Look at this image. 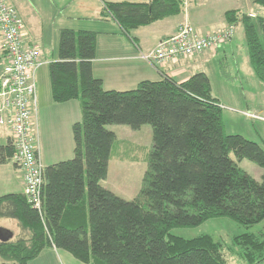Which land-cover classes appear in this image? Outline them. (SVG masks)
<instances>
[{
  "label": "trees",
  "instance_id": "obj_1",
  "mask_svg": "<svg viewBox=\"0 0 264 264\" xmlns=\"http://www.w3.org/2000/svg\"><path fill=\"white\" fill-rule=\"evenodd\" d=\"M250 1L264 7V0ZM105 9L131 34L181 14L184 6L182 0L121 1ZM224 17L230 26L243 24L250 65L264 83V16L231 9ZM97 40L96 31L60 32L59 59L48 69L53 100L81 102L82 120L73 125L74 157L45 166L42 211L25 193L0 196V219L17 220L25 235L0 241V257L28 264L54 245L89 264H228L224 244L213 236L187 239L171 231L218 217L247 228L264 224V172L257 180L231 157L264 169V147L226 131L224 108L205 72L183 82L167 76L132 90H106L93 73ZM110 124L152 127L148 168L132 200L101 184L117 139ZM15 151L10 135L0 145V164ZM231 251L246 264L264 263V226L234 236Z\"/></svg>",
  "mask_w": 264,
  "mask_h": 264
},
{
  "label": "crops",
  "instance_id": "obj_2",
  "mask_svg": "<svg viewBox=\"0 0 264 264\" xmlns=\"http://www.w3.org/2000/svg\"><path fill=\"white\" fill-rule=\"evenodd\" d=\"M9 1L17 8L20 16L24 19L27 43L40 45L43 65H48L49 62L59 59L58 49L62 29L96 31L98 40L96 57L93 60L94 76L103 80L106 90L118 91L136 89L140 82L144 80L160 81L164 78L162 73L141 55L153 50L160 40L174 35L182 23L188 21L200 34H206L230 26L224 17L225 12L228 10L238 9L249 14L259 15L253 9L256 5H253L250 0H202L200 2L195 0L196 8L191 7V1L194 2V0H182L184 9L179 15H184L181 20L175 21L170 25H157L163 24L166 20L179 15L171 16L134 29L131 34H128L116 19L111 15H106V4L108 2H147L150 0ZM238 24L233 25L235 28L233 39L219 50L213 51L220 53L234 44ZM213 51L206 50L192 58L182 57L169 61L164 67H161V70L164 75L173 78L177 82H183L197 72H205L210 77L207 63L205 64V62L207 58H212L213 54H216L215 56L218 55L213 53ZM4 57V47L0 33V70L5 61ZM41 67L37 71L38 112L35 119V130L37 151L43 164L47 167L74 157L73 125L82 120V109L79 99L63 103H57L53 100L49 69L40 71ZM214 97L220 101L224 108L225 102L223 103V98L220 96ZM242 111L249 110H241V114ZM240 121V119L231 120L235 124H239ZM224 122L227 130L228 126L225 118ZM110 129L114 131L112 128ZM10 135L11 132L8 127L0 126V145L7 144ZM111 159L112 155L109 161V168ZM106 179L101 182L103 186ZM104 187L107 188L106 186ZM107 189L116 193L113 188ZM24 190L23 171L16 163L10 160L0 164V196L9 193L23 194ZM116 194L123 197L118 193ZM13 227L19 229L21 233L23 232L17 220L12 218L0 219V229H6L13 233L14 231L11 230ZM59 252V248L54 245L48 246L33 260L51 258L53 254L59 255ZM61 256L68 260L67 255Z\"/></svg>",
  "mask_w": 264,
  "mask_h": 264
},
{
  "label": "rangeland",
  "instance_id": "obj_3",
  "mask_svg": "<svg viewBox=\"0 0 264 264\" xmlns=\"http://www.w3.org/2000/svg\"><path fill=\"white\" fill-rule=\"evenodd\" d=\"M195 5V0L194 2L191 1V7L196 8ZM253 9L260 16H264L263 6L256 5ZM183 15L172 17L163 22V24L157 25L173 24L175 21L181 20ZM229 27L234 28L232 25ZM213 53L218 55L215 56L216 54H213L212 58H207L205 64L207 63L214 96H220L223 98V103L225 102L223 116L228 126L226 131L229 134H241L264 147V121L251 120L240 113L241 110H249L264 115V83L257 78L249 64L243 24H238L237 34L232 46L222 50L220 53L216 51H213ZM43 69L48 70V65H42L40 71ZM235 119L241 120L239 124L231 122V120ZM107 128H112L116 132L117 139L112 149V161L104 186L113 188L116 193L122 195L125 199L132 200L139 194L143 185L145 171L148 168V157L153 144L152 127L149 124H145L141 129L136 130L128 125L110 124ZM231 157L251 176L261 180L264 169L257 163L249 159L238 161L234 153H231ZM263 226V223H259L247 228L228 217H218L209 219L196 227L173 228L171 233L187 239L205 234L211 235L224 244V252L228 264H245L242 258L231 251L233 238L244 232H257ZM11 230L14 231L12 240L25 236L24 232L21 233L17 228L13 227ZM59 251V255L53 254L51 258L32 260L28 264H85L76 259L70 252L60 248ZM61 255H67L68 260ZM2 263L3 260L0 257V264Z\"/></svg>",
  "mask_w": 264,
  "mask_h": 264
},
{
  "label": "built area",
  "instance_id": "obj_4",
  "mask_svg": "<svg viewBox=\"0 0 264 264\" xmlns=\"http://www.w3.org/2000/svg\"><path fill=\"white\" fill-rule=\"evenodd\" d=\"M254 15V14H251ZM0 33L5 61L0 70V126L11 132L16 151L12 160L23 171L24 193L32 207L42 211L45 165L37 151L36 116L38 112L37 70L43 64L38 44L26 41V25L9 0H0ZM234 36V28L200 34L190 22L160 40L142 57L152 63L164 77L161 67L178 58H192L206 50H219ZM252 120L264 121V115L242 111Z\"/></svg>",
  "mask_w": 264,
  "mask_h": 264
},
{
  "label": "water",
  "instance_id": "obj_5",
  "mask_svg": "<svg viewBox=\"0 0 264 264\" xmlns=\"http://www.w3.org/2000/svg\"><path fill=\"white\" fill-rule=\"evenodd\" d=\"M13 233L6 229H0V241H8L12 239ZM2 264H15V263H9V262H3Z\"/></svg>",
  "mask_w": 264,
  "mask_h": 264
}]
</instances>
